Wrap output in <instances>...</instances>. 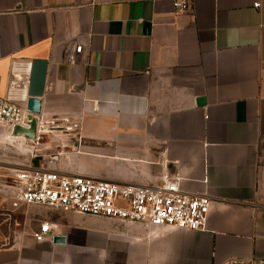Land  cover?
I'll use <instances>...</instances> for the list:
<instances>
[{
    "label": "crops",
    "instance_id": "0c3cea01",
    "mask_svg": "<svg viewBox=\"0 0 264 264\" xmlns=\"http://www.w3.org/2000/svg\"><path fill=\"white\" fill-rule=\"evenodd\" d=\"M13 61L32 63L45 130L31 143L0 128V264H264V0H190L184 14L173 0H0V97ZM29 168L124 185L177 176L210 198L208 223L13 210ZM44 223L64 243L36 242Z\"/></svg>",
    "mask_w": 264,
    "mask_h": 264
},
{
    "label": "built area",
    "instance_id": "2783aa9c",
    "mask_svg": "<svg viewBox=\"0 0 264 264\" xmlns=\"http://www.w3.org/2000/svg\"><path fill=\"white\" fill-rule=\"evenodd\" d=\"M260 5L257 3L254 8ZM173 6L177 14L187 13L190 0H173ZM83 49L80 44L75 52L81 54ZM31 70V62L11 63L9 87L5 96L0 97V128L5 134L15 136V129H30L36 120V139L29 142L37 143L39 134L45 129L38 116L26 107ZM29 154L33 159L37 155L36 151ZM179 181L177 176H166L160 184L124 185L84 176L64 177L55 172L29 168L18 171L13 179L11 205L13 210L38 206L146 228L204 230L210 214V198L185 192ZM53 232V226L44 223L33 237L36 242H52Z\"/></svg>",
    "mask_w": 264,
    "mask_h": 264
},
{
    "label": "water",
    "instance_id": "95a60500",
    "mask_svg": "<svg viewBox=\"0 0 264 264\" xmlns=\"http://www.w3.org/2000/svg\"><path fill=\"white\" fill-rule=\"evenodd\" d=\"M199 106H204L206 103V100L204 98L199 99L198 101ZM27 109L30 113L34 115H40L41 114V101L37 98H29L27 103ZM36 133H37V121L33 120L31 123L30 129H21L17 128L14 131L15 136H24L27 140L32 141L36 139ZM65 239L63 237H55L54 243L60 244L64 243Z\"/></svg>",
    "mask_w": 264,
    "mask_h": 264
},
{
    "label": "bare ground",
    "instance_id": "6f19581e",
    "mask_svg": "<svg viewBox=\"0 0 264 264\" xmlns=\"http://www.w3.org/2000/svg\"><path fill=\"white\" fill-rule=\"evenodd\" d=\"M13 137H15V136H13ZM16 137H23L25 139V142H29V140H27L24 136H16ZM22 148H23L24 152H29L31 150L30 147H27L25 144L24 145L22 144Z\"/></svg>",
    "mask_w": 264,
    "mask_h": 264
},
{
    "label": "rangeland",
    "instance_id": "374dc122",
    "mask_svg": "<svg viewBox=\"0 0 264 264\" xmlns=\"http://www.w3.org/2000/svg\"><path fill=\"white\" fill-rule=\"evenodd\" d=\"M28 156H30V154Z\"/></svg>",
    "mask_w": 264,
    "mask_h": 264
}]
</instances>
